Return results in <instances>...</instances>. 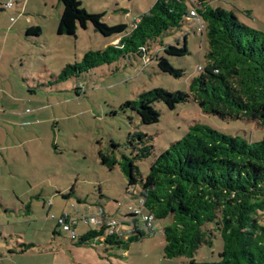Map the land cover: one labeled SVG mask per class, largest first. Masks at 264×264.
<instances>
[{
  "label": "rangeland",
  "instance_id": "1",
  "mask_svg": "<svg viewBox=\"0 0 264 264\" xmlns=\"http://www.w3.org/2000/svg\"><path fill=\"white\" fill-rule=\"evenodd\" d=\"M6 1L9 0H2ZM78 1L87 13L102 14L106 25L115 27L123 24L131 28L159 0ZM196 1L186 0L185 4L192 8ZM14 2L18 7L14 3L13 9L0 11V91H9V95L18 97V102L13 98L10 101L13 113L23 111L24 107L34 110V114H28L29 125L22 130L35 132L40 139L26 147L42 174L38 176V182L31 184L35 187L38 183L35 188H24L31 198L22 194V200H17L11 192L0 197V258L6 257L4 261L0 259V264L188 262L184 257H164L165 242L160 231L170 223V219L154 220L151 225L153 232H150L143 217L136 218V228L144 236L127 249L109 247L99 240L93 241L92 245H77L88 230L83 221L78 220L99 216V209H102L109 217L127 222L121 226L125 232L132 230L128 208L136 207L137 199L127 195V179L119 166L108 169L98 157L100 151L117 160L122 155L130 157L134 154L127 144L130 136L142 134L151 139L152 156L136 161L143 177L147 175L150 164L180 141L189 127L195 124L225 135L238 136L250 144L263 138V128L258 122L222 120L203 113L193 102L179 104L174 110L155 103L160 119L153 125H143L136 112L123 109L126 102L135 101L139 94L153 89L171 93L189 91L190 82L199 76V67L205 65L207 42L200 34V24L190 21L180 29L163 34L142 57L131 54L110 65H102L57 83L56 79L66 66L80 63L86 52L105 50L111 39L95 33L90 24L85 30L79 29L75 37L57 35L62 12L58 0ZM26 5L23 15L21 8ZM209 6L232 11L241 23L264 33V0H212ZM26 26L40 27L41 35L27 38ZM192 28L195 32L188 33ZM185 35L188 55L170 57L162 52L168 44L182 48ZM158 55L173 68L182 70L183 76L174 78L161 73L155 60ZM15 72L24 81L17 78ZM6 95L9 97L7 92ZM112 143L118 147L113 148ZM25 161L29 164L28 159ZM136 188L139 190L140 185ZM24 189L18 187L16 191L21 194ZM71 190L73 193L70 194ZM62 214L77 221V239L74 242L69 240L68 233L58 229L57 219ZM259 219L264 224V214L261 213ZM208 228L213 246H201L194 259L214 263L218 261L222 241L214 226ZM94 229L98 231L99 227ZM8 250L19 254L9 258ZM22 250L26 253L21 254Z\"/></svg>",
  "mask_w": 264,
  "mask_h": 264
},
{
  "label": "trees",
  "instance_id": "2",
  "mask_svg": "<svg viewBox=\"0 0 264 264\" xmlns=\"http://www.w3.org/2000/svg\"><path fill=\"white\" fill-rule=\"evenodd\" d=\"M185 1L159 0L128 28L123 24L106 25L102 14L87 13L78 0H58L62 12L57 35L75 37L79 29L85 30L90 24L95 33L110 38L111 42L105 50L86 52L80 63L66 66L56 82L131 54L142 57L163 34L198 19L207 49L205 65L190 82L189 91L171 93L153 89L139 94L135 101L126 102L123 109L136 112L143 125H153L160 119L155 103L174 110L179 104L193 102L203 113L222 120L258 122L263 128V138L250 144L238 136L195 124L150 164L145 177L136 161L153 154L151 139L146 135L130 136L127 144L134 152L130 157L122 155L117 160L102 151L98 157L108 169L119 166L127 179V195L135 190L143 198V213L154 220L170 219L160 231L166 259L189 260L183 264H264V224L259 219L264 214V33L241 23L232 11L211 8L212 0H197L192 8ZM190 12L195 13L196 19L190 18ZM41 33L40 27H32L25 36L38 37ZM162 52L170 57L188 55L186 35L182 48L168 44ZM155 60L161 73L174 78L183 76V71L173 68L164 57L158 55ZM111 146L118 147L113 143ZM128 218L133 229L120 236L104 238L105 228L97 231L85 224L88 230L77 245H92L93 241L104 239L99 240L103 245L127 249L144 236L136 228V217L130 214ZM211 225L219 231L222 241L218 261H196L194 255L201 246H213L208 228ZM76 226L77 221L72 228L74 232Z\"/></svg>",
  "mask_w": 264,
  "mask_h": 264
},
{
  "label": "crops",
  "instance_id": "3",
  "mask_svg": "<svg viewBox=\"0 0 264 264\" xmlns=\"http://www.w3.org/2000/svg\"><path fill=\"white\" fill-rule=\"evenodd\" d=\"M7 2L12 3V7L9 10L13 9L14 3L15 5L18 4L14 2V0L6 2H2V0H0V11H4L5 9L2 3L6 4ZM26 7L27 5L21 8L23 15H25ZM13 23H15V20ZM26 27L27 29L32 28L31 26ZM15 75L17 78L24 81L21 77H19L18 73L15 72ZM6 92L9 95V91H0V197L4 196L6 192H11L14 195V198L22 200V196L24 194L27 195V189L25 190L24 188H26V186L31 190L35 188L38 183L35 184V187L31 184L33 182H38V176L42 174V170L39 169L37 165H34V159L31 157V153L28 152L26 147L27 145L37 143L40 139L35 132L22 130V128L29 125L27 122L28 114H34V110H29L24 107L25 109L23 111L20 110L18 113H13L11 111L13 104H11L10 101L13 98L14 102H18V97H15L13 94L7 97ZM8 114L16 116L15 118L8 117ZM13 119H16V121L14 122ZM33 122L35 121H32L31 124H34ZM26 159L29 160V164H26ZM5 187H8V189L4 190ZM18 187L23 188L24 192L21 194L18 193L16 191ZM28 197L31 198L32 196ZM20 253L25 254L26 251H20ZM18 254L19 253L17 251L8 250L9 258ZM5 258L6 257H2L0 259L1 261H4Z\"/></svg>",
  "mask_w": 264,
  "mask_h": 264
},
{
  "label": "built area",
  "instance_id": "4",
  "mask_svg": "<svg viewBox=\"0 0 264 264\" xmlns=\"http://www.w3.org/2000/svg\"><path fill=\"white\" fill-rule=\"evenodd\" d=\"M5 9H10L12 7V3L11 2H7L6 5L4 6ZM190 18L192 19H196V15L194 12H190ZM194 22H197L198 24H200V21L198 19H196ZM201 30V29H200ZM194 29L192 28L188 33H194ZM199 69H201L199 67ZM130 196L135 197V199H137L136 202V207H132L130 206L128 208L129 212L131 215L135 216L136 218L138 217H143V222L145 224V226L147 228H149L150 232H153L152 230V222L154 221L153 217L151 215L145 214L143 213V204H144V200L143 198H141L140 196L137 195V192L135 190H131L129 192ZM99 216H94V217H88L83 219L84 224H87L89 226H91L92 228H105L104 231V238L106 236H112V235H122L124 233H126L121 226L124 224V222H119L117 220H115L112 217H109L107 215H104L103 212L100 210L99 211ZM57 223L60 226L61 230L63 232L68 233L69 238L71 240H75L76 239V235L74 230L72 229L73 226L76 225V220L71 218L69 215L64 214L61 217H59L57 219ZM133 229V228H132ZM132 230L128 231L127 233H130ZM126 233V234H127ZM99 240H104V239H99Z\"/></svg>",
  "mask_w": 264,
  "mask_h": 264
}]
</instances>
